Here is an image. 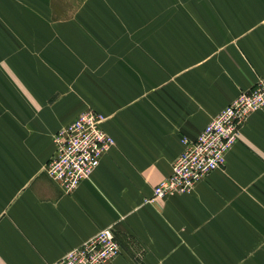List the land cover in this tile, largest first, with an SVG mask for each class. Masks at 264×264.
<instances>
[{
    "label": "crops",
    "instance_id": "1",
    "mask_svg": "<svg viewBox=\"0 0 264 264\" xmlns=\"http://www.w3.org/2000/svg\"><path fill=\"white\" fill-rule=\"evenodd\" d=\"M10 1L0 33L11 39L28 18L17 11L11 25ZM60 2L31 24L51 38L35 41L46 49L36 87L26 66L14 78L2 60L0 82L18 87L0 88V264H54L107 227L120 247L110 264H264V108L239 127L223 168L188 194L144 202L181 140L264 77V0ZM89 109L114 144L64 194L45 173L53 136Z\"/></svg>",
    "mask_w": 264,
    "mask_h": 264
},
{
    "label": "built area",
    "instance_id": "2",
    "mask_svg": "<svg viewBox=\"0 0 264 264\" xmlns=\"http://www.w3.org/2000/svg\"><path fill=\"white\" fill-rule=\"evenodd\" d=\"M263 108L264 77L220 110L195 141L181 140L182 152L173 162L171 173L153 188L151 198L144 202L188 194L211 172L223 168L225 156L237 141L239 127L252 113ZM105 122L106 118L88 110L53 136L55 151L45 173L62 193L70 194L76 189L112 148L114 142L103 129ZM119 253L113 229L107 227L54 264H110Z\"/></svg>",
    "mask_w": 264,
    "mask_h": 264
},
{
    "label": "rangeland",
    "instance_id": "3",
    "mask_svg": "<svg viewBox=\"0 0 264 264\" xmlns=\"http://www.w3.org/2000/svg\"><path fill=\"white\" fill-rule=\"evenodd\" d=\"M52 0H11L10 6H6L5 10H8L6 13L10 14V17L8 18V21L10 24L16 23L18 24V16L16 15L17 11L26 10L27 12V29L28 31L23 32V34H19L14 32L10 34V38H8L9 33H6L3 35V33H0V45L4 46V48L0 47V79L3 78V76L8 77L6 68L2 66V60L5 62V65L7 66V63L10 64V71L11 76L14 78H18L20 75V65L23 67L26 66V68H23L24 70L27 69V88L33 89L36 87L35 81L33 80V74H34V65L35 57L37 54H40L41 51L46 50L44 45L36 44L35 41L43 40V41H50L51 38L48 36L46 32L41 33L34 32L33 21L35 19V16L37 12L41 15H45L48 13L50 14L52 9H50ZM210 0H203V3H209ZM62 2L58 0V5L62 7ZM58 7V6H57ZM0 11H2V8L0 7ZM38 16L36 19H39ZM14 21V22H13ZM46 22L49 23V18L47 17ZM32 24V25H31ZM48 25V24H47ZM50 26V23H49ZM32 30V31H30ZM21 40V43L26 49L19 46V41ZM23 53V59H21V54ZM22 64H21V63ZM8 67V66H7ZM22 68V67H21ZM12 78V77H11ZM4 85V87H8L9 83L8 81L0 82V88L1 85ZM9 87L11 89L17 88V82H10ZM90 110V109H89ZM88 111V110H87ZM239 137V136H238ZM185 139V138H184Z\"/></svg>",
    "mask_w": 264,
    "mask_h": 264
}]
</instances>
